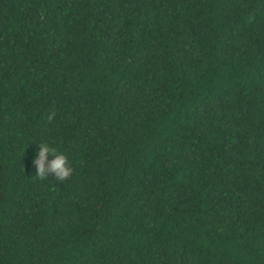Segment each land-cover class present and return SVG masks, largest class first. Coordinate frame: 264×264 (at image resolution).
<instances>
[{
    "label": "trees",
    "instance_id": "1",
    "mask_svg": "<svg viewBox=\"0 0 264 264\" xmlns=\"http://www.w3.org/2000/svg\"><path fill=\"white\" fill-rule=\"evenodd\" d=\"M0 264H264V0H0Z\"/></svg>",
    "mask_w": 264,
    "mask_h": 264
},
{
    "label": "clouds",
    "instance_id": "2",
    "mask_svg": "<svg viewBox=\"0 0 264 264\" xmlns=\"http://www.w3.org/2000/svg\"><path fill=\"white\" fill-rule=\"evenodd\" d=\"M34 167L32 174L37 180H49L51 176L56 181H64L73 173V167L67 157L46 140L36 143V151L31 161Z\"/></svg>",
    "mask_w": 264,
    "mask_h": 264
}]
</instances>
